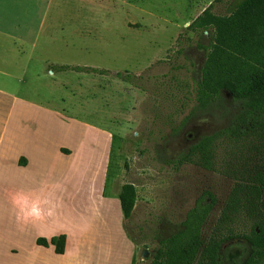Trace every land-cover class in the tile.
Segmentation results:
<instances>
[{"label":"rangeland","instance_id":"374dc122","mask_svg":"<svg viewBox=\"0 0 264 264\" xmlns=\"http://www.w3.org/2000/svg\"><path fill=\"white\" fill-rule=\"evenodd\" d=\"M229 1L0 0V133L10 145L0 162V264H151L159 241L209 195L198 257L216 237L227 264L243 258V235L262 217L250 185L264 171V139L222 131L239 110L225 91V107L193 114L177 133L166 121L193 108L206 53L198 44L211 41L188 24L210 3L225 13ZM61 64L111 73L56 71ZM202 134L217 135L208 166L178 163ZM124 183L136 191L127 219ZM16 192L30 201L29 220ZM60 234L64 256L35 243Z\"/></svg>","mask_w":264,"mask_h":264},{"label":"trees","instance_id":"16d2710c","mask_svg":"<svg viewBox=\"0 0 264 264\" xmlns=\"http://www.w3.org/2000/svg\"><path fill=\"white\" fill-rule=\"evenodd\" d=\"M187 29L207 35L211 41L208 47L198 44L206 53L199 75L193 81L195 104L178 122L171 117L166 120L170 131L177 133L195 113H214L225 107L222 95L225 91L238 103L239 110L222 131L231 137L250 133L264 139V0H230L223 14L213 12V4L210 3L188 24ZM54 69L98 75L111 73L106 69L82 65L61 64L55 65ZM115 74L119 77L124 75L121 72ZM216 136L200 135L180 154L177 162L208 166ZM18 164L22 165L20 160ZM251 182L250 190L256 201L254 206L262 211V217L257 218L249 232L243 235L250 247L244 264H260L264 260V171L255 172ZM209 197L208 203L196 202L177 232L159 241L151 264H220L223 240L216 237L209 240L198 257L202 244L201 225L214 205V198ZM118 201L123 218H129L136 201L133 184L121 186ZM65 242V234L48 240L39 236L35 240L38 246H53L56 255L65 253Z\"/></svg>","mask_w":264,"mask_h":264},{"label":"crops","instance_id":"0c3cea01","mask_svg":"<svg viewBox=\"0 0 264 264\" xmlns=\"http://www.w3.org/2000/svg\"><path fill=\"white\" fill-rule=\"evenodd\" d=\"M9 148H10V145L8 144V142L6 141L5 139V134L3 133H0V162H1V158L3 157V159L5 158V155L7 154V152L9 151ZM18 196H21L22 195V200L25 202H27L26 206L22 208L23 212H22V215L20 214V217H23V219L25 218V215L26 217L28 218L29 217V204H30V201L29 199H27V197L22 194V193H18ZM20 194V195H19ZM13 202L15 201L16 197H15V193H13ZM118 201V200H117ZM118 205H119V201H118ZM118 209H120V207L118 206ZM18 211V210H17ZM17 211L14 213V217L18 214ZM29 220V218H28ZM23 221V220H22ZM20 225V224H19ZM80 231V235L79 237L81 238V235L83 234L82 233V229L78 227V229ZM38 246V245H37ZM65 253L62 255L64 256Z\"/></svg>","mask_w":264,"mask_h":264},{"label":"flooded vegetation","instance_id":"af4514ba","mask_svg":"<svg viewBox=\"0 0 264 264\" xmlns=\"http://www.w3.org/2000/svg\"><path fill=\"white\" fill-rule=\"evenodd\" d=\"M201 48V47H200ZM201 63H203V61L201 62ZM201 63H199V66H200V64ZM202 65V64H201ZM198 66V67H199ZM199 68H201V67H199ZM198 68V69H199ZM200 70V69H199ZM180 229V226H179V228H178V230ZM177 230V231H178ZM176 231V232H177ZM246 241V240H245ZM247 242V241H246ZM222 246V245H221ZM247 246H248V251H247V253L243 256V258H241V260H239V262L238 263H236V262H234V264H244V262L246 261V259L248 258V256H249V254H250V247H249V244H248V242H247ZM220 250H221V247H220ZM220 264H227L226 263V260H225V258H224V256L222 255V253L220 252Z\"/></svg>","mask_w":264,"mask_h":264},{"label":"clouds","instance_id":"9594fccd","mask_svg":"<svg viewBox=\"0 0 264 264\" xmlns=\"http://www.w3.org/2000/svg\"><path fill=\"white\" fill-rule=\"evenodd\" d=\"M31 211H32V212H36V211H37L36 207L33 206V208L31 209Z\"/></svg>","mask_w":264,"mask_h":264},{"label":"water","instance_id":"95a60500","mask_svg":"<svg viewBox=\"0 0 264 264\" xmlns=\"http://www.w3.org/2000/svg\"><path fill=\"white\" fill-rule=\"evenodd\" d=\"M146 255V252H144V256Z\"/></svg>","mask_w":264,"mask_h":264}]
</instances>
